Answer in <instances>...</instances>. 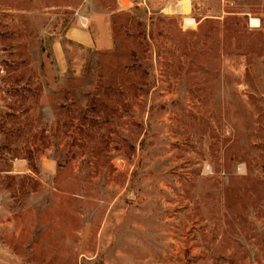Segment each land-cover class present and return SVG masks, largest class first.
I'll use <instances>...</instances> for the list:
<instances>
[{"label":"rangeland","instance_id":"rangeland-1","mask_svg":"<svg viewBox=\"0 0 264 264\" xmlns=\"http://www.w3.org/2000/svg\"><path fill=\"white\" fill-rule=\"evenodd\" d=\"M0 264H264V0H0Z\"/></svg>","mask_w":264,"mask_h":264},{"label":"crops","instance_id":"crops-1","mask_svg":"<svg viewBox=\"0 0 264 264\" xmlns=\"http://www.w3.org/2000/svg\"><path fill=\"white\" fill-rule=\"evenodd\" d=\"M76 39L82 42V44L85 46H91L93 44V38L91 34H89V32L84 29L79 30L78 37Z\"/></svg>","mask_w":264,"mask_h":264},{"label":"trees","instance_id":"trees-1","mask_svg":"<svg viewBox=\"0 0 264 264\" xmlns=\"http://www.w3.org/2000/svg\"><path fill=\"white\" fill-rule=\"evenodd\" d=\"M256 20H258V19H254V18H253V19L251 20L252 25H255V21H256ZM258 21H259V20H258Z\"/></svg>","mask_w":264,"mask_h":264}]
</instances>
